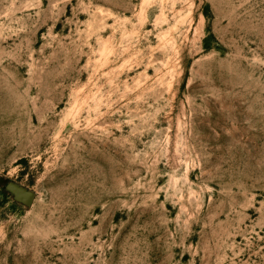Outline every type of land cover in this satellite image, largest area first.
Instances as JSON below:
<instances>
[{
    "label": "rangeland",
    "instance_id": "obj_1",
    "mask_svg": "<svg viewBox=\"0 0 264 264\" xmlns=\"http://www.w3.org/2000/svg\"><path fill=\"white\" fill-rule=\"evenodd\" d=\"M0 264H264V0H0Z\"/></svg>",
    "mask_w": 264,
    "mask_h": 264
},
{
    "label": "water",
    "instance_id": "obj_2",
    "mask_svg": "<svg viewBox=\"0 0 264 264\" xmlns=\"http://www.w3.org/2000/svg\"><path fill=\"white\" fill-rule=\"evenodd\" d=\"M7 187L15 195L16 201L22 202L23 204H28L29 202L32 201L34 194L31 191L21 186H18L17 184L14 183H9Z\"/></svg>",
    "mask_w": 264,
    "mask_h": 264
},
{
    "label": "trees",
    "instance_id": "obj_3",
    "mask_svg": "<svg viewBox=\"0 0 264 264\" xmlns=\"http://www.w3.org/2000/svg\"><path fill=\"white\" fill-rule=\"evenodd\" d=\"M7 195V193H5Z\"/></svg>",
    "mask_w": 264,
    "mask_h": 264
}]
</instances>
